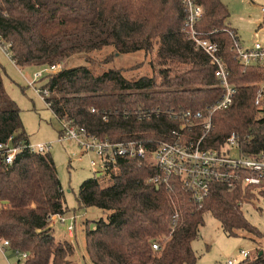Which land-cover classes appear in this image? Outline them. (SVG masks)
Listing matches in <instances>:
<instances>
[{
    "label": "trees",
    "instance_id": "obj_1",
    "mask_svg": "<svg viewBox=\"0 0 264 264\" xmlns=\"http://www.w3.org/2000/svg\"><path fill=\"white\" fill-rule=\"evenodd\" d=\"M196 1L204 8L197 28L217 43L237 86L232 105L213 115L214 129L202 144L218 146L234 133L243 154L259 155L264 152V116L253 105L250 85L264 79V68L233 59L225 30L228 10L221 0ZM183 20L180 0H0V37L13 63L61 65L36 80L40 93L48 92L44 101L58 120H71L100 137L138 139L150 146L178 130L170 111L201 109L218 97L215 67L185 36ZM106 47L116 54L142 50L149 55L151 74L127 78L115 66L98 73L89 57L83 64L62 65L73 55ZM2 75L0 65V142L11 137L20 149L10 164L0 153V238L9 242V249L27 254L22 264H79L75 243L56 238L49 221L50 215L70 211L55 162L50 152L27 148L20 109L7 94ZM91 108L108 113L107 121ZM154 108L159 113L148 117L131 114ZM152 173L148 158L119 157L105 172L107 185L96 176L80 184L77 206L105 212L91 227L86 221L85 251L91 264H196L192 242L206 215L228 235L245 229L262 236L242 212L239 203L252 194H242L239 185L213 184L210 195L193 205L180 191L147 182ZM175 212L179 218L172 225ZM239 264H264V255Z\"/></svg>",
    "mask_w": 264,
    "mask_h": 264
},
{
    "label": "built area",
    "instance_id": "obj_2",
    "mask_svg": "<svg viewBox=\"0 0 264 264\" xmlns=\"http://www.w3.org/2000/svg\"><path fill=\"white\" fill-rule=\"evenodd\" d=\"M184 20L182 31L185 36L194 43L196 48L201 49L214 65V86L218 90V97L201 109H178L169 112V115L179 122V128L170 132V138L154 142L136 139L114 140L105 136H97L89 133L83 127L72 123L71 120L61 119V135L59 140L74 141L83 153L93 154L89 159L93 176L103 174L108 166L114 165L119 157L148 158L152 165V174L147 177V182L158 186H164L169 192L185 194L193 205H200L211 193L213 184H224L229 188L239 185L242 194L251 193L248 201L239 203L241 206L248 204L249 200H264V152L255 156H247L241 152L237 135H228L218 146L204 147L203 138L214 129L213 115L217 111L229 108L237 94V86L230 80V71L220 54L219 47L210 36H205L197 28L204 8L196 0H180ZM264 14V6L261 7ZM231 38L229 50L235 61L243 66H254L264 68V44L255 42L251 46H244L237 37L234 29H225ZM213 35L214 31H209ZM0 47L9 54L8 46L0 37ZM10 57V54H9ZM12 61V60H11ZM13 62V61H12ZM60 64L47 67V72L59 71ZM43 75V70L33 74L29 85L33 86L35 81ZM254 86V107L264 116V79L252 83ZM35 91H39L34 86ZM40 92V91H39ZM48 92L45 90L43 99ZM261 110H263L261 112ZM92 113L100 114L103 121H107L108 113L103 110L91 108ZM159 113L158 109L134 110L133 115L148 117L150 113ZM11 137L6 142H0V153L4 161L10 164L20 146L11 143ZM31 152H49V144H28ZM179 214L175 212L172 216V225L178 221ZM57 220L67 225V233L73 236L76 228V217L53 214L49 221ZM9 242L0 238V251H6ZM153 249H158L157 242L152 243ZM13 250L20 261L27 254L19 250ZM242 255L248 256V252L241 251ZM228 264H232L231 261Z\"/></svg>",
    "mask_w": 264,
    "mask_h": 264
},
{
    "label": "rangeland",
    "instance_id": "obj_3",
    "mask_svg": "<svg viewBox=\"0 0 264 264\" xmlns=\"http://www.w3.org/2000/svg\"><path fill=\"white\" fill-rule=\"evenodd\" d=\"M221 1L228 10L226 24L234 29L242 44L244 46H251L255 42L264 44V14L261 12L264 0ZM86 57L93 60L92 68L98 73L115 66L123 68V74L127 78L151 74L149 55L142 50L116 54L112 47H106L86 55H73L62 65L71 67L83 64ZM0 65L3 68L5 90L20 109V119L29 143L51 146L49 152L56 165L66 206L70 209L65 215L76 217V228L72 237L68 236L66 223L51 220L54 235L60 239L69 238L75 243V255L79 264H91L85 251L86 221L91 227L94 221L105 215V212L96 207H78L76 194L80 184L93 176L89 159L94 156L83 153L74 141L59 140L61 124L44 101L43 94L34 89V86L40 89L41 82L37 80L33 86L29 85V80L39 70H43V76L51 72H47V67H18L1 47ZM99 178L102 185L110 182L105 172ZM242 212L262 236L245 229L235 230L234 234L228 235L215 218L206 215L199 228L200 236L192 242V248L198 256L196 264H228L229 261L232 264H239L244 258L253 260L264 255V200H249L248 204L242 206ZM241 251L248 252V256L242 255ZM17 260L18 256L13 250L7 248L6 251H0V264H18Z\"/></svg>",
    "mask_w": 264,
    "mask_h": 264
},
{
    "label": "water",
    "instance_id": "obj_4",
    "mask_svg": "<svg viewBox=\"0 0 264 264\" xmlns=\"http://www.w3.org/2000/svg\"><path fill=\"white\" fill-rule=\"evenodd\" d=\"M100 175H101V174H100V173H98V174H97V177H99Z\"/></svg>",
    "mask_w": 264,
    "mask_h": 264
},
{
    "label": "crops",
    "instance_id": "obj_5",
    "mask_svg": "<svg viewBox=\"0 0 264 264\" xmlns=\"http://www.w3.org/2000/svg\"><path fill=\"white\" fill-rule=\"evenodd\" d=\"M69 236V235H68ZM70 237V236H69Z\"/></svg>",
    "mask_w": 264,
    "mask_h": 264
}]
</instances>
